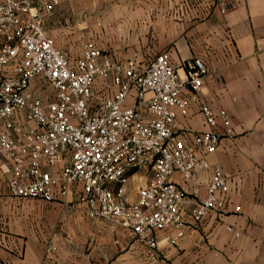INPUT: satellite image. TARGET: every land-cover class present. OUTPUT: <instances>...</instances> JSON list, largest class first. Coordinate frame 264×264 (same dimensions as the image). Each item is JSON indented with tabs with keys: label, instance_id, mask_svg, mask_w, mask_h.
I'll return each mask as SVG.
<instances>
[{
	"label": "built area",
	"instance_id": "1",
	"mask_svg": "<svg viewBox=\"0 0 264 264\" xmlns=\"http://www.w3.org/2000/svg\"><path fill=\"white\" fill-rule=\"evenodd\" d=\"M59 3L0 0V182L13 197L44 201L79 185L91 218L156 251L160 231L176 228L182 237L186 216L199 224L225 209L227 179L206 155L232 135L230 114L201 97L209 74L203 58L177 63L168 49L143 64L113 57L94 39L71 57L46 27ZM235 7L220 5L223 13ZM194 105L207 129L181 125ZM144 168L152 176L131 198L128 176ZM203 169L212 171L207 196L188 208L172 176L180 172L197 192Z\"/></svg>",
	"mask_w": 264,
	"mask_h": 264
},
{
	"label": "crops",
	"instance_id": "2",
	"mask_svg": "<svg viewBox=\"0 0 264 264\" xmlns=\"http://www.w3.org/2000/svg\"><path fill=\"white\" fill-rule=\"evenodd\" d=\"M225 1L236 7L223 13ZM46 27L71 57L85 40L94 39L113 57L143 64L168 49L177 63L203 58L209 74L201 97L214 109L228 110L233 131L206 159L222 169L230 192L223 211L209 212L199 224L186 216L184 236L176 238L172 227L160 231L152 251L130 231L91 218L79 185L44 201L13 197L0 182V261L264 264V0H60ZM181 125L207 129L196 105ZM151 176L150 168L130 172L129 196L136 197ZM211 176V169H203L195 192L180 172L173 174L187 193L186 207L207 196Z\"/></svg>",
	"mask_w": 264,
	"mask_h": 264
},
{
	"label": "rangeland",
	"instance_id": "3",
	"mask_svg": "<svg viewBox=\"0 0 264 264\" xmlns=\"http://www.w3.org/2000/svg\"><path fill=\"white\" fill-rule=\"evenodd\" d=\"M81 31H84V30H82V29H81ZM81 31H80V32H81ZM46 92H47V91H46ZM41 94H42V95H44V94H45V91H42V93H41Z\"/></svg>",
	"mask_w": 264,
	"mask_h": 264
}]
</instances>
